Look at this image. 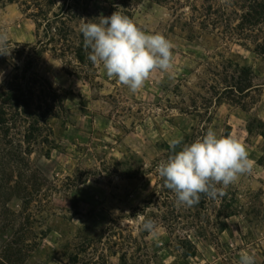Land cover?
Here are the masks:
<instances>
[{
	"label": "rangeland",
	"instance_id": "obj_1",
	"mask_svg": "<svg viewBox=\"0 0 264 264\" xmlns=\"http://www.w3.org/2000/svg\"><path fill=\"white\" fill-rule=\"evenodd\" d=\"M236 3L232 10L239 12ZM191 5L174 11L153 0H0V29L7 30L12 48L0 55V88L24 75L31 55V71L54 86L66 109L49 118L52 144L26 153L24 164L8 166L27 169L31 178L0 206V253L16 238L25 246L22 264H120L125 253L140 255L143 264H239L242 251L264 264V58L251 40L230 38L224 27H185L178 15L190 16ZM114 11L172 41L174 79L158 71L134 94L93 65L87 51L81 64L74 50L63 58L58 45L38 48L44 19L60 16L59 24L83 45L84 20L98 22ZM209 128L243 142L253 170L216 198L177 205L156 166L170 154L171 139L191 143ZM161 195L171 197L174 209ZM139 215L155 222L158 237L142 230ZM130 235L137 240L131 248ZM183 237L195 247L192 257L184 256Z\"/></svg>",
	"mask_w": 264,
	"mask_h": 264
},
{
	"label": "trees",
	"instance_id": "obj_2",
	"mask_svg": "<svg viewBox=\"0 0 264 264\" xmlns=\"http://www.w3.org/2000/svg\"><path fill=\"white\" fill-rule=\"evenodd\" d=\"M159 4H171L172 9L177 11L183 4L192 2L188 7L190 16L185 13L178 15V19H184L185 27L195 29V24L200 25L202 30L208 27L217 29L224 27L226 36H239L240 39L251 40L254 52L264 58V39H260L256 33L263 34L264 26V0H230L221 2L220 0H201L203 3L197 4L196 0H153ZM237 10H232L234 7ZM60 16L55 19H44L43 29L44 40L38 42V48H46L51 44L58 45L60 53L58 56L65 57L69 50H74L77 60L81 64L86 63L83 45H76L71 31L63 24H59ZM237 23V25H234ZM38 48L33 49L31 54H37ZM56 51L55 47L51 49ZM33 59L30 55L25 66L26 71L21 77L16 75L5 82L0 88V206L2 202L7 203L14 196L13 191L18 189L31 178L28 170L10 169V165L24 164L26 153H33L35 148L52 144V128L49 118H59L66 113L64 100L59 95L54 86L37 73L31 71ZM244 74V73H243ZM243 83V77H240ZM233 87L229 91H233ZM251 89L247 88L246 91ZM227 90V89H225ZM264 139V132L261 134ZM179 150V149H177ZM263 161V158L260 160ZM17 173V174H16ZM16 179L15 186L11 183ZM3 195L5 196L3 198ZM18 196V195H17ZM206 195L201 194L199 203ZM163 204L174 209V203L170 196H166ZM167 202V203H166ZM153 205L152 202L148 203ZM149 207L146 206L141 212L144 213ZM172 222V223H171ZM168 223V229L175 227V219ZM108 236L115 237L117 231L113 227L106 229ZM128 246L131 248L137 244V240L130 235ZM182 249L185 250V257L195 255V247L187 237L179 240ZM25 259V246L18 239L12 238L3 247L0 253V264H22ZM138 260L143 264L142 257L138 255L129 256L125 253L120 257V264H131Z\"/></svg>",
	"mask_w": 264,
	"mask_h": 264
},
{
	"label": "clouds",
	"instance_id": "obj_3",
	"mask_svg": "<svg viewBox=\"0 0 264 264\" xmlns=\"http://www.w3.org/2000/svg\"><path fill=\"white\" fill-rule=\"evenodd\" d=\"M80 32L92 64L102 66L108 78L134 94L158 71L175 78L172 41L162 33L146 32L128 15L114 11L98 22L84 20ZM8 41L7 30L0 29V55H10ZM168 143L170 154L155 171L164 186L175 193L177 205L194 206L201 194L216 198L222 188L251 173L254 167L243 142L232 135L218 136L212 128L191 143H184L183 137ZM139 222L142 230L158 237L159 229L152 219L139 215ZM239 264H255V255L242 251Z\"/></svg>",
	"mask_w": 264,
	"mask_h": 264
}]
</instances>
